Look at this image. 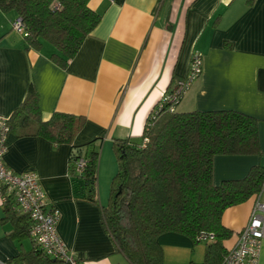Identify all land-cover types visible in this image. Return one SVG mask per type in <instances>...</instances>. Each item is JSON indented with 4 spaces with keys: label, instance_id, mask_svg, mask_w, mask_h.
Instances as JSON below:
<instances>
[{
    "label": "crops",
    "instance_id": "obj_1",
    "mask_svg": "<svg viewBox=\"0 0 264 264\" xmlns=\"http://www.w3.org/2000/svg\"><path fill=\"white\" fill-rule=\"evenodd\" d=\"M88 5L101 14L100 21L64 64L52 57L49 42L29 46L12 29L16 13L0 10L1 117L11 118L33 85L43 121L54 112L84 117L74 145L99 138L102 157H110L114 138L142 135L154 106L185 78L192 53L199 51L201 73L176 110H234L255 118L258 128L260 153L215 156L213 182L241 179L253 166L264 167V0H89ZM16 123L3 161L16 174H37L47 206L59 211L57 232L67 250L80 264L126 262L102 223L103 194L92 203L74 190L70 145L33 135L34 120L21 125L15 117ZM253 200L224 211L222 224L232 231L224 241L228 249L247 223ZM6 206H0V264H22L16 257L33 243L17 230L27 228L28 220L12 198ZM158 241L163 264H194L190 251L197 242L175 232ZM204 251L205 246L200 264ZM259 261L264 262V239Z\"/></svg>",
    "mask_w": 264,
    "mask_h": 264
},
{
    "label": "trees",
    "instance_id": "obj_2",
    "mask_svg": "<svg viewBox=\"0 0 264 264\" xmlns=\"http://www.w3.org/2000/svg\"><path fill=\"white\" fill-rule=\"evenodd\" d=\"M88 2L0 0V10L14 11L21 19V35L29 46L39 48L43 41L49 42L55 50L52 57L64 64L76 55L100 21L101 14L92 10ZM159 105L153 108L156 115L147 118L141 136L112 140L117 170L108 202L102 206V223L118 251L131 264H163L158 239L167 232L197 243L200 232L213 234L214 239L204 242L202 264H220L228 250L224 241L232 235L222 224V215L227 208L255 196L264 180V167L253 166L241 179L215 184L213 160L217 155L259 154L257 120L234 110L179 112L176 108L169 111L167 104L161 108ZM15 117H19L21 125L34 120L33 135L55 145H70L68 163L74 190L80 198L98 203L101 141L96 138L74 145L85 118L54 112L43 121L33 85L24 105L6 119L10 130L17 125L13 124ZM79 160H83V165L76 171ZM8 201L3 206L7 207ZM13 216L16 217L15 211ZM17 233L28 234V226L23 225ZM32 243V249L20 253L15 260L22 264H63L48 256L33 240Z\"/></svg>",
    "mask_w": 264,
    "mask_h": 264
},
{
    "label": "built area",
    "instance_id": "obj_3",
    "mask_svg": "<svg viewBox=\"0 0 264 264\" xmlns=\"http://www.w3.org/2000/svg\"><path fill=\"white\" fill-rule=\"evenodd\" d=\"M12 29L19 34L24 33V26L19 17L11 23ZM202 55L199 51L192 53L189 70L184 79L177 81L171 93L162 95L160 105H168L169 111H174L183 94L200 75ZM156 112H152V116ZM10 132L7 120L0 116V206L12 198L20 212L29 220V237L50 257L57 258L63 264H80L77 257L69 252L57 232L59 211L47 206L46 194L43 191L38 176L33 171H23L16 174L3 161L7 149V139ZM83 160H79L75 170L80 171ZM214 239L211 233L200 232L197 240L200 242ZM264 239V180L260 190L255 194L250 214L245 226L239 231L237 239L223 256L220 264H264L259 261V253Z\"/></svg>",
    "mask_w": 264,
    "mask_h": 264
},
{
    "label": "rangeland",
    "instance_id": "obj_4",
    "mask_svg": "<svg viewBox=\"0 0 264 264\" xmlns=\"http://www.w3.org/2000/svg\"><path fill=\"white\" fill-rule=\"evenodd\" d=\"M102 150L103 148H101L100 150V158L98 163V194L100 195V192L101 194H103V197L105 198L107 204L111 181L117 170V163L112 147H111L110 157H106L105 153L103 154L102 157ZM204 245H205L204 242H198L195 245L197 246V248L194 249V251L193 250L190 251V254L194 255L193 257L194 264H200L203 255L202 249ZM125 261L126 262H123V264H130L129 262H127V260Z\"/></svg>",
    "mask_w": 264,
    "mask_h": 264
}]
</instances>
